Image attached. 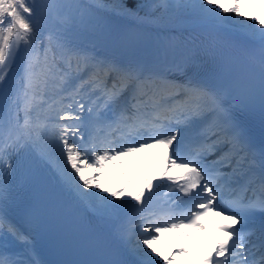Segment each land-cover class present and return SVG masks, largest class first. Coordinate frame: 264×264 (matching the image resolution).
Masks as SVG:
<instances>
[{
	"label": "snow or ice",
	"instance_id": "1",
	"mask_svg": "<svg viewBox=\"0 0 264 264\" xmlns=\"http://www.w3.org/2000/svg\"><path fill=\"white\" fill-rule=\"evenodd\" d=\"M108 9L141 24H238L251 42L242 58L251 71H230L239 59L230 52L202 78L185 75L192 62L186 58L175 65L183 80L101 59L76 33ZM242 93L253 102L258 96L264 114V0H0V264H39L25 258L34 237L13 221L8 205L20 199L31 223L28 189L42 171L131 245L133 264H173L187 248L166 255L157 247L162 235L180 230L187 241L211 217L221 219L212 222L213 243L198 264H264V144L257 146L234 114ZM153 148L161 151L138 179H103L123 157Z\"/></svg>",
	"mask_w": 264,
	"mask_h": 264
},
{
	"label": "bare ground",
	"instance_id": "2",
	"mask_svg": "<svg viewBox=\"0 0 264 264\" xmlns=\"http://www.w3.org/2000/svg\"><path fill=\"white\" fill-rule=\"evenodd\" d=\"M144 10H142V12H143ZM141 12V13H142ZM19 67V57H18V59H17V65L14 67V69H13V71L15 72L16 70H17V68Z\"/></svg>",
	"mask_w": 264,
	"mask_h": 264
},
{
	"label": "rangeland",
	"instance_id": "3",
	"mask_svg": "<svg viewBox=\"0 0 264 264\" xmlns=\"http://www.w3.org/2000/svg\"><path fill=\"white\" fill-rule=\"evenodd\" d=\"M112 1H115V2H117V0H112ZM125 0H123V2H124ZM185 2H190V0H180V3H185ZM125 3V2H124Z\"/></svg>",
	"mask_w": 264,
	"mask_h": 264
}]
</instances>
